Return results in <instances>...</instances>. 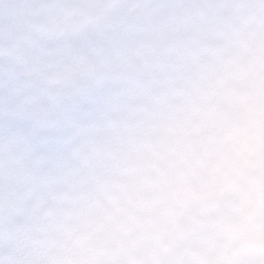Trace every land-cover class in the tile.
Returning <instances> with one entry per match:
<instances>
[{"label":"clouds","instance_id":"1","mask_svg":"<svg viewBox=\"0 0 264 264\" xmlns=\"http://www.w3.org/2000/svg\"><path fill=\"white\" fill-rule=\"evenodd\" d=\"M0 264H264V0H0Z\"/></svg>","mask_w":264,"mask_h":264}]
</instances>
